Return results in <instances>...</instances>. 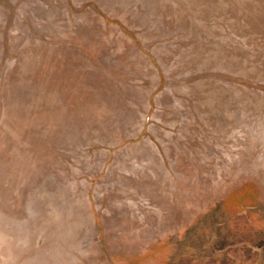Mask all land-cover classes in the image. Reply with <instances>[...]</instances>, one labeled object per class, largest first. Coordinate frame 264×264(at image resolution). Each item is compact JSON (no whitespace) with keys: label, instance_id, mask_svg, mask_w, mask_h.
I'll return each instance as SVG.
<instances>
[{"label":"rangeland","instance_id":"374dc122","mask_svg":"<svg viewBox=\"0 0 264 264\" xmlns=\"http://www.w3.org/2000/svg\"><path fill=\"white\" fill-rule=\"evenodd\" d=\"M264 0H0V264H264Z\"/></svg>","mask_w":264,"mask_h":264},{"label":"crops","instance_id":"0c3cea01","mask_svg":"<svg viewBox=\"0 0 264 264\" xmlns=\"http://www.w3.org/2000/svg\"><path fill=\"white\" fill-rule=\"evenodd\" d=\"M264 218V215H263ZM260 234L264 235V224L261 226Z\"/></svg>","mask_w":264,"mask_h":264}]
</instances>
